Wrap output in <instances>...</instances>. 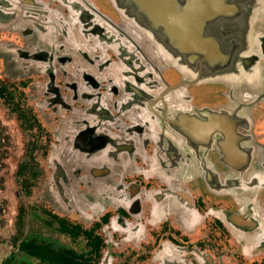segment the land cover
<instances>
[{
  "label": "flooded vegetation",
  "instance_id": "af4514ba",
  "mask_svg": "<svg viewBox=\"0 0 264 264\" xmlns=\"http://www.w3.org/2000/svg\"><path fill=\"white\" fill-rule=\"evenodd\" d=\"M206 1L187 83L109 0H0V264H264V0Z\"/></svg>",
  "mask_w": 264,
  "mask_h": 264
},
{
  "label": "water",
  "instance_id": "95a60500",
  "mask_svg": "<svg viewBox=\"0 0 264 264\" xmlns=\"http://www.w3.org/2000/svg\"><path fill=\"white\" fill-rule=\"evenodd\" d=\"M112 6L121 12L130 22L129 27H133L135 33L150 43L152 48L160 54L164 60L180 71L183 77L189 78L187 83L207 78L220 80L229 76L223 67H218L219 56L216 50L210 55L206 52L202 56H197V62L204 65L201 68L197 79L192 81L193 65L195 57L191 56V48H180L183 44L181 34L190 28V15L192 4L206 3V0H109ZM226 1V0H223ZM188 11V12H187ZM187 13V14H186ZM187 28V29H186ZM117 35V34H116ZM113 37V36H112ZM136 41V40H135ZM178 46V47H177ZM217 48L218 46H214ZM212 48V47H211ZM221 61V60H220ZM210 66V68L207 66ZM207 66V67H206ZM222 66V65H221ZM233 80L238 83V66L233 65ZM196 78V77H195Z\"/></svg>",
  "mask_w": 264,
  "mask_h": 264
},
{
  "label": "rangeland",
  "instance_id": "374dc122",
  "mask_svg": "<svg viewBox=\"0 0 264 264\" xmlns=\"http://www.w3.org/2000/svg\"><path fill=\"white\" fill-rule=\"evenodd\" d=\"M13 86H15V85H13ZM2 112H4V114L6 115V118L9 120V121H13L14 120V118H12L13 116H11L10 115V112H9V109L7 108V105H5L1 100H0V113H2ZM15 123L16 122H14V123H10L9 122V124H10V126L12 127V128H15ZM17 136H18V134H17ZM21 139H22V141L25 143V140H26V137L24 136V138H23V135L21 136ZM34 144H36V146L37 147H39L40 145H37V144H39V142H34ZM20 156L19 155H17L16 156V158H15V160H18V158H19ZM37 160H39L40 161V164H42V163H44V158L42 157V155L38 152L37 153ZM12 162V161H11ZM10 178L11 179H13V175L11 174L10 175ZM41 178V175H40V172L38 173V179H40ZM61 236V235H60ZM59 235H55V238H57V239H59V241H61L62 242V240H64V238H63V236L62 237H60Z\"/></svg>",
  "mask_w": 264,
  "mask_h": 264
},
{
  "label": "trees",
  "instance_id": "16d2710c",
  "mask_svg": "<svg viewBox=\"0 0 264 264\" xmlns=\"http://www.w3.org/2000/svg\"><path fill=\"white\" fill-rule=\"evenodd\" d=\"M57 257L59 258V260H62V256L60 253L57 254Z\"/></svg>",
  "mask_w": 264,
  "mask_h": 264
}]
</instances>
